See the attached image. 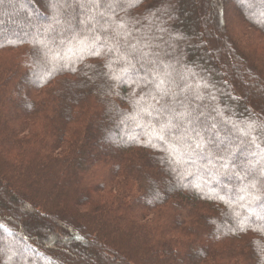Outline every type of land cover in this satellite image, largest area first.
Wrapping results in <instances>:
<instances>
[{
  "label": "trees",
  "instance_id": "obj_1",
  "mask_svg": "<svg viewBox=\"0 0 264 264\" xmlns=\"http://www.w3.org/2000/svg\"><path fill=\"white\" fill-rule=\"evenodd\" d=\"M42 1L0 0V264H264V0Z\"/></svg>",
  "mask_w": 264,
  "mask_h": 264
},
{
  "label": "rangeland",
  "instance_id": "obj_2",
  "mask_svg": "<svg viewBox=\"0 0 264 264\" xmlns=\"http://www.w3.org/2000/svg\"><path fill=\"white\" fill-rule=\"evenodd\" d=\"M29 1L33 2L34 3V6L36 8L44 9L43 6L45 4L43 3L42 0H29ZM214 1H215V9L211 13H212V17L215 19V18H220V15L221 14H220V6H219L218 1L217 0H214ZM17 2H18V0H8V3H9L8 5H13L14 3H17ZM257 2L258 1H255V0H247V2L245 3V6H246V8H252V6L255 3H257ZM239 4H241V3H233V4L231 3V4L225 5V14H226L225 16L229 17L233 13V10H235V8H237L239 6ZM209 15H210V13H209ZM225 21L226 20L221 21L220 22V26H223L225 24ZM226 27H227V24H226ZM179 33H181V32H179ZM261 64L264 65V63H261ZM246 70L249 73H255V74L260 71L259 69H256V72H254L255 70L253 71L250 67H246ZM240 92H241V90H238V94ZM254 110H257V109L254 108ZM210 122L211 121L209 120L208 123H210ZM237 135H238V137L231 141L233 143V146H241V147H243V146H249V145H252L253 146V145L256 144L255 139H253V137L247 138L245 135H241L239 133ZM257 135L258 136H261L260 135V131H257ZM219 136H221V135H219ZM221 140H223L224 142L227 141L226 137L221 138ZM245 149L248 150V147H246ZM219 152H221L220 149H219ZM261 162L262 163L260 164V166L259 165L258 166L259 167H264V161L261 160ZM243 170H245V169H243ZM243 170L239 168V171H243ZM68 230H69L70 233H73V234H75V235L78 236V234L76 232H73L74 230L73 231H71L72 229L71 230L68 229ZM68 235H69L68 233L67 234H64V237L65 236H68ZM46 238H48V237L46 236ZM78 239H79V237H78ZM0 242H2V243H9L10 242V243L14 244L13 240H11L10 238L6 237V235H3V233L1 231H0ZM7 246L13 247V246H10V245H7ZM70 246H72L73 251L76 252V253H78L79 252V249L81 248V250H82V253L80 252L81 253V256H83L84 258H86V259L89 260V255L87 254L88 252L86 251V249H84L83 247H81L78 244H74V245L72 244ZM13 248H15V247H13ZM15 249H17V247ZM19 252H20L19 255L26 256L27 250H24L23 249L21 251L19 250Z\"/></svg>",
  "mask_w": 264,
  "mask_h": 264
},
{
  "label": "snow or ice",
  "instance_id": "obj_3",
  "mask_svg": "<svg viewBox=\"0 0 264 264\" xmlns=\"http://www.w3.org/2000/svg\"><path fill=\"white\" fill-rule=\"evenodd\" d=\"M97 7H103V5H101L99 3V0H97ZM107 7L109 9H113L114 8V3H109L107 5ZM101 15V17H104V12H100L99 13ZM118 27H123V24L118 25ZM104 31H107V29H104ZM157 91L160 93L161 97H165L169 95L168 90L162 88L159 84L157 85ZM149 108H151L152 106L149 105ZM147 110V109H146ZM149 115H151V112L149 111L148 113ZM179 119L181 121V127H184L185 125H191V127H188L185 132L183 133L184 136H187L189 139H191L194 143L189 145L190 148H192L193 150L195 149H204L207 145L205 143V138L203 136H201V134L199 132L196 131L194 123H193V119H192V114L191 111L189 110H185L184 112H180L175 116H172L171 119L161 122L160 124V128L158 129L157 133H156V138L163 140L165 135L170 131V129L173 126V120H177ZM189 133H194V135L189 136Z\"/></svg>",
  "mask_w": 264,
  "mask_h": 264
}]
</instances>
